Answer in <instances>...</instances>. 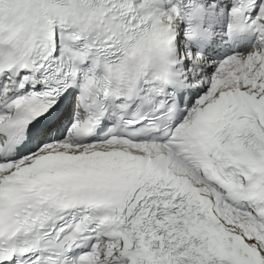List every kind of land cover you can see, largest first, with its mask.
<instances>
[{
	"label": "snow or ice",
	"instance_id": "obj_1",
	"mask_svg": "<svg viewBox=\"0 0 264 264\" xmlns=\"http://www.w3.org/2000/svg\"><path fill=\"white\" fill-rule=\"evenodd\" d=\"M0 264H264V0H0Z\"/></svg>",
	"mask_w": 264,
	"mask_h": 264
}]
</instances>
